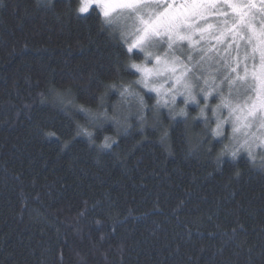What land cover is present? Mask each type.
I'll list each match as a JSON object with an SVG mask.
<instances>
[{
    "label": "trees",
    "instance_id": "1",
    "mask_svg": "<svg viewBox=\"0 0 264 264\" xmlns=\"http://www.w3.org/2000/svg\"><path fill=\"white\" fill-rule=\"evenodd\" d=\"M79 6L0 3V264H264V171L245 155L218 165L229 141L211 134L189 154L188 140L206 131L195 104L188 137L167 109H145L141 132L138 102L105 86L131 84L149 108L156 95L134 83L139 74L125 69L120 34L101 12ZM53 89L127 117V133L111 120L89 125ZM77 124L95 143L76 135ZM105 136L116 143L100 150Z\"/></svg>",
    "mask_w": 264,
    "mask_h": 264
},
{
    "label": "snow or ice",
    "instance_id": "2",
    "mask_svg": "<svg viewBox=\"0 0 264 264\" xmlns=\"http://www.w3.org/2000/svg\"><path fill=\"white\" fill-rule=\"evenodd\" d=\"M39 2L45 6L51 4V0ZM117 8L124 9L125 13L118 18H111L110 14ZM96 9L102 12L107 28L112 33L119 32L120 46L129 61L124 67L139 74V79L134 83L156 95V104L149 108L144 97L135 92L131 84L105 86L108 91H116L125 100L131 97L138 102L140 110L137 116L141 132L147 123L145 109L156 112L167 109L173 124L177 117L183 118V134L188 137L189 128L198 118H192L190 124L186 108L177 110L175 106L178 99L186 107L195 104L206 131L198 144L193 145L188 140L189 154L197 151L204 143L203 137L211 134L213 139L220 138L221 143L225 139L229 141L224 143L216 158L218 165L225 156L236 161L245 155L252 167L264 171V131H261L264 129V27L257 29L253 23L255 11L264 14V0H80L77 12L84 15ZM241 40L245 41L243 45L240 44ZM225 41L228 43L223 51L227 55L218 57L217 73H210V79L203 78V74L198 76L193 68L205 57L212 59L208 53ZM185 44L199 56V60L193 55L184 59L175 55L177 50L182 52ZM216 50L217 53L221 51L219 48ZM141 56V62L135 63L133 57L139 59ZM193 61L196 63L193 64ZM160 77H163V82L157 84L156 80ZM202 78L203 85L200 83ZM166 83L169 84L167 88L164 87ZM50 91L54 92L56 102L60 105L71 104L82 113L89 125L111 120L118 131L123 128L125 133L130 127L126 123L127 117L109 116L106 108L96 112L84 105H76L71 92ZM210 98L219 103L210 107ZM104 100L105 97L101 96V105ZM222 109L228 112L225 119L217 115ZM206 110L216 117L214 128L208 129ZM225 125L230 126L231 135L225 136ZM172 126L164 127L161 132L160 142L165 147H168L169 129ZM254 127L256 132L251 131ZM76 135L86 137L90 144L95 143L93 131L86 126L77 124ZM115 143L113 137L105 136L98 147L107 150ZM256 147L261 148L259 162Z\"/></svg>",
    "mask_w": 264,
    "mask_h": 264
},
{
    "label": "rangeland",
    "instance_id": "3",
    "mask_svg": "<svg viewBox=\"0 0 264 264\" xmlns=\"http://www.w3.org/2000/svg\"><path fill=\"white\" fill-rule=\"evenodd\" d=\"M257 7H259V6H257ZM98 10L100 11V9H98ZM124 13H125L124 9L117 8L110 14V17L115 19V18L120 17ZM101 14H102V12H101ZM84 15H86V14H84ZM253 23L255 24L257 29H259L261 27H264V14L260 13L259 11H255ZM212 43H213V45L215 44L214 41ZM227 43H228V41H225L224 44L213 47V50L208 53V56L212 57V59H208L207 57H205V59L203 61H200L199 65H197L195 68H193V71H195L198 76L203 74V78H209L210 79L211 78L210 75H209L210 73H212V74H216L217 73V68H218L217 59H218V57L227 55V52L223 51V49L226 47ZM244 43H245V41H243V40L240 41L241 45H243ZM202 44H203V42H202ZM217 48L221 49V51L219 53H217V50H216ZM249 50H250V48H249ZM175 55L177 57H180L181 59H184L188 55H193V56L196 57V60H199V56H197L196 53L193 50L189 49L186 46V44L183 45L182 52L180 50H177L175 52ZM233 55H235V54L233 53ZM257 62H258V57H257ZM195 63H196V61H193V64H195ZM148 66L151 67L152 65L149 64ZM189 67H192V65H189ZM165 75H167V74H165ZM189 75H191V73H189ZM203 78L200 80L201 85H203ZM216 79H217V82H219L218 74L216 75ZM161 82H163V77H160V78H158L156 80L157 84H159ZM164 87L165 88L169 87V84L166 83L164 85ZM226 94H227V92H226ZM217 103H219L218 100H212L210 98V101H209V106L210 107H214ZM137 105H139V104L137 103ZM191 105H193V104H191ZM177 106H178L176 108L177 110H179L180 108H187L188 107V106L186 107L183 103H180L179 99H178V102H177ZM202 106H203V103H201V107ZM208 111H210V110H206L205 113H207ZM217 115L219 116L220 119H225L228 116V112H227L226 109H222ZM262 115H264V114H262ZM211 117H212V119L214 121V125H213V128H214L216 126V117H214L213 114H212ZM225 130H227V131L229 130L228 134L231 135L230 126L225 125ZM251 131L256 132L257 129L254 127V128L251 129ZM261 131H264V129H262ZM255 151H256V153H259L261 151V148L260 147H256Z\"/></svg>",
    "mask_w": 264,
    "mask_h": 264
}]
</instances>
